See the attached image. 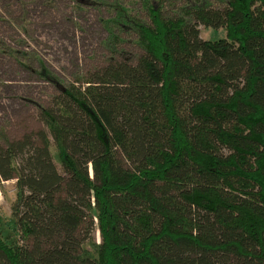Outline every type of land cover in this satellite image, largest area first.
<instances>
[{
	"label": "trees",
	"instance_id": "trees-1",
	"mask_svg": "<svg viewBox=\"0 0 264 264\" xmlns=\"http://www.w3.org/2000/svg\"><path fill=\"white\" fill-rule=\"evenodd\" d=\"M167 1L84 3L112 11L111 58L72 81L20 61L56 92L43 129L0 143V264H264V0Z\"/></svg>",
	"mask_w": 264,
	"mask_h": 264
},
{
	"label": "rangeland",
	"instance_id": "rangeland-1",
	"mask_svg": "<svg viewBox=\"0 0 264 264\" xmlns=\"http://www.w3.org/2000/svg\"><path fill=\"white\" fill-rule=\"evenodd\" d=\"M78 1L0 0V49L6 51L0 52V143L43 129L38 106L47 104L56 92L52 84L27 70L20 61L38 69L41 60L67 82L108 64L111 54L105 42L109 33L103 20L111 18L112 11L106 5L85 6L89 0ZM186 1L165 2L166 13L174 14ZM132 7L146 18L139 2ZM200 31L204 40L226 36L223 29L213 31L200 26ZM122 35L128 40L123 47L134 57L139 56L142 51L132 42L135 36ZM10 50L19 53L18 60L7 53ZM16 194L15 181L0 183V234L8 241H14L17 235L12 216ZM91 239L100 243L99 232L94 230Z\"/></svg>",
	"mask_w": 264,
	"mask_h": 264
}]
</instances>
